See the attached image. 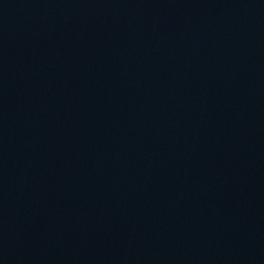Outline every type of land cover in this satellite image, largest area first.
Here are the masks:
<instances>
[{
    "label": "water",
    "instance_id": "1",
    "mask_svg": "<svg viewBox=\"0 0 264 264\" xmlns=\"http://www.w3.org/2000/svg\"><path fill=\"white\" fill-rule=\"evenodd\" d=\"M0 264H264V0H0Z\"/></svg>",
    "mask_w": 264,
    "mask_h": 264
}]
</instances>
